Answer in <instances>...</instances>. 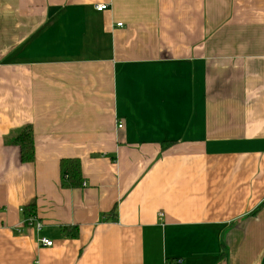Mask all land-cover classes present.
<instances>
[{"label":"crops","instance_id":"1","mask_svg":"<svg viewBox=\"0 0 264 264\" xmlns=\"http://www.w3.org/2000/svg\"><path fill=\"white\" fill-rule=\"evenodd\" d=\"M179 260H264V0H0V264Z\"/></svg>","mask_w":264,"mask_h":264},{"label":"trees","instance_id":"2","mask_svg":"<svg viewBox=\"0 0 264 264\" xmlns=\"http://www.w3.org/2000/svg\"><path fill=\"white\" fill-rule=\"evenodd\" d=\"M7 144L19 149L21 164H32L34 162V142L31 126H26L11 135L7 140ZM60 165L62 169L67 171V178L71 186H79L81 184L79 163L76 160H63ZM34 214V205L23 210L25 218L34 216ZM261 264H264V260Z\"/></svg>","mask_w":264,"mask_h":264},{"label":"built area","instance_id":"3","mask_svg":"<svg viewBox=\"0 0 264 264\" xmlns=\"http://www.w3.org/2000/svg\"><path fill=\"white\" fill-rule=\"evenodd\" d=\"M107 10L106 5H98L95 6V11L102 13ZM117 27H121V24H118ZM118 128H121V125L119 124ZM20 212L23 214V210H20ZM23 224L25 227L32 228L34 229L37 233L40 232L42 225L41 223L35 218V216H30L28 218H25L23 221ZM37 244L42 247H52V242L45 239V238H38L37 239ZM176 264H182V261H177Z\"/></svg>","mask_w":264,"mask_h":264}]
</instances>
